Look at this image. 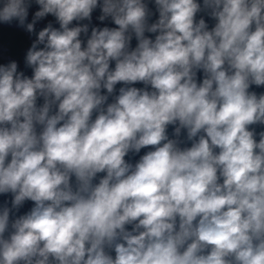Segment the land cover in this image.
I'll list each match as a JSON object with an SVG mask.
<instances>
[{
	"label": "clouds",
	"instance_id": "9594fccd",
	"mask_svg": "<svg viewBox=\"0 0 264 264\" xmlns=\"http://www.w3.org/2000/svg\"><path fill=\"white\" fill-rule=\"evenodd\" d=\"M152 3L0 0V264H264V0Z\"/></svg>",
	"mask_w": 264,
	"mask_h": 264
}]
</instances>
